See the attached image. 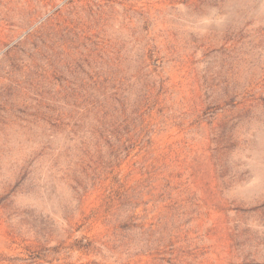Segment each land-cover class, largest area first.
Returning a JSON list of instances; mask_svg holds the SVG:
<instances>
[{
    "label": "rangeland",
    "instance_id": "rangeland-1",
    "mask_svg": "<svg viewBox=\"0 0 264 264\" xmlns=\"http://www.w3.org/2000/svg\"><path fill=\"white\" fill-rule=\"evenodd\" d=\"M0 264H264V0H0Z\"/></svg>",
    "mask_w": 264,
    "mask_h": 264
}]
</instances>
